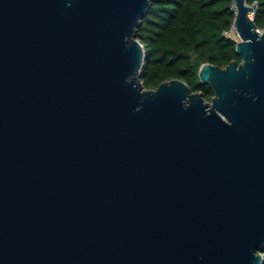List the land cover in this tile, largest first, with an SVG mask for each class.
<instances>
[{
    "label": "water",
    "instance_id": "1",
    "mask_svg": "<svg viewBox=\"0 0 264 264\" xmlns=\"http://www.w3.org/2000/svg\"><path fill=\"white\" fill-rule=\"evenodd\" d=\"M233 2L210 103L144 88L151 0H0V264H263L264 30Z\"/></svg>",
    "mask_w": 264,
    "mask_h": 264
},
{
    "label": "trees",
    "instance_id": "2",
    "mask_svg": "<svg viewBox=\"0 0 264 264\" xmlns=\"http://www.w3.org/2000/svg\"><path fill=\"white\" fill-rule=\"evenodd\" d=\"M247 2L257 4L255 23L264 30V0ZM235 17L233 0H151L136 30L146 56L140 77L144 88L180 79L211 100L215 92L200 79L199 71L205 63L220 67L233 60L241 63L237 41L226 34Z\"/></svg>",
    "mask_w": 264,
    "mask_h": 264
},
{
    "label": "rangeland",
    "instance_id": "3",
    "mask_svg": "<svg viewBox=\"0 0 264 264\" xmlns=\"http://www.w3.org/2000/svg\"><path fill=\"white\" fill-rule=\"evenodd\" d=\"M234 8V7H233ZM231 38L235 39L237 42L240 41V38L239 36L237 35V33L235 32V30H233V32H231L230 36ZM207 102H212V99L211 100H206Z\"/></svg>",
    "mask_w": 264,
    "mask_h": 264
},
{
    "label": "built area",
    "instance_id": "4",
    "mask_svg": "<svg viewBox=\"0 0 264 264\" xmlns=\"http://www.w3.org/2000/svg\"><path fill=\"white\" fill-rule=\"evenodd\" d=\"M233 30H235V29H234V25L232 26V29L226 33L228 37L230 36L231 32H233ZM235 32H236V31H235Z\"/></svg>",
    "mask_w": 264,
    "mask_h": 264
},
{
    "label": "bare ground",
    "instance_id": "5",
    "mask_svg": "<svg viewBox=\"0 0 264 264\" xmlns=\"http://www.w3.org/2000/svg\"><path fill=\"white\" fill-rule=\"evenodd\" d=\"M233 7H234V10L236 11L237 10V7H236L235 2H233ZM250 15H253V14L251 13Z\"/></svg>",
    "mask_w": 264,
    "mask_h": 264
}]
</instances>
